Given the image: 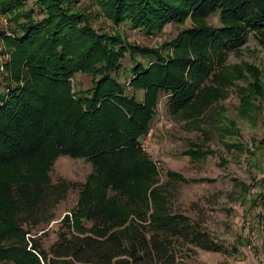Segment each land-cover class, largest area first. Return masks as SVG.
<instances>
[{
    "label": "trees",
    "instance_id": "trees-1",
    "mask_svg": "<svg viewBox=\"0 0 264 264\" xmlns=\"http://www.w3.org/2000/svg\"><path fill=\"white\" fill-rule=\"evenodd\" d=\"M74 1L0 0L10 32L0 31V40L11 55L0 85V264H186L195 249L222 252L198 219L172 206L139 137L161 93L172 115L196 122L234 88L239 115L251 117L264 98L260 70L225 58L249 34L264 45V0H93L98 12L89 13ZM99 15L149 34L167 23L190 26L161 46L169 55L95 29ZM214 15L218 25L209 22ZM126 53L141 101L119 81ZM78 72L91 76V86L74 92L70 78ZM229 125L225 134L238 131ZM188 143L193 162L214 153ZM60 155L90 162L91 171L46 247L42 236L69 189L50 176Z\"/></svg>",
    "mask_w": 264,
    "mask_h": 264
},
{
    "label": "rangeland",
    "instance_id": "rangeland-1",
    "mask_svg": "<svg viewBox=\"0 0 264 264\" xmlns=\"http://www.w3.org/2000/svg\"><path fill=\"white\" fill-rule=\"evenodd\" d=\"M74 4L86 13L98 12L93 0H75ZM209 22L218 25V16H211ZM93 26L109 33L119 31L129 43L161 49L176 37L179 30L189 27L190 20L183 24L167 23L153 34L126 24L115 27L102 15L95 18ZM0 31L9 32L7 16L1 13ZM161 50L164 54H172L170 48ZM10 58V51L0 40V82L5 81L2 79L5 76L3 65ZM135 60L149 64L146 57L137 56ZM225 62L257 67L264 83V45L255 36L249 34L238 51L229 50ZM121 63L123 68L118 75L119 81L124 84L126 93L141 101L144 90L133 89L130 84L132 76L129 69L133 59L126 53ZM90 80L88 74H74L70 78L72 91L81 92L89 88ZM236 84L245 85L246 82L240 80ZM219 104L200 121H189L172 115L167 96L161 93L150 126L139 137V146L155 162L160 173L159 182L169 195L172 206L198 219L215 242L224 246L222 252L195 249V253L185 260L186 264H264V205L260 198L264 195V98L257 99L258 107L251 111V117L239 115V97L234 88ZM230 121L235 122L238 131L225 134L223 128H229ZM203 131L207 132L206 142ZM188 141L202 142L214 153L193 162L187 155L190 149ZM90 171V162L82 158L60 155L55 160L51 179L53 182L64 179L69 183V189L66 198L57 206L56 218L45 229L47 231L41 240L44 246L48 247L56 239L61 229L60 220L64 214H71L78 200L80 185ZM168 171L179 173L184 178L172 180L166 175ZM193 179L204 180L193 182Z\"/></svg>",
    "mask_w": 264,
    "mask_h": 264
}]
</instances>
